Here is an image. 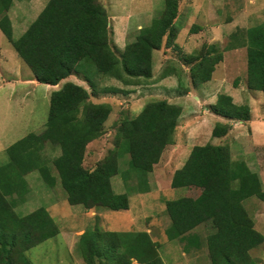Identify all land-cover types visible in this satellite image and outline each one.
Returning a JSON list of instances; mask_svg holds the SVG:
<instances>
[{
	"label": "trees",
	"instance_id": "trees-1",
	"mask_svg": "<svg viewBox=\"0 0 264 264\" xmlns=\"http://www.w3.org/2000/svg\"><path fill=\"white\" fill-rule=\"evenodd\" d=\"M13 1L0 0V30L28 66L32 78L56 85L79 74L90 89L66 81L53 90L45 130L39 136L30 132L9 145L8 160L0 164V264H32L26 251L55 236L59 228L45 207L22 215L15 207L28 198L25 176L29 172L38 171L50 188L55 184L44 152L46 144L60 149L51 162L69 204L119 211L129 208V198L126 193L113 191L110 178L118 172L121 154H128L133 170L146 176L165 147L173 143L182 109L166 99H154L118 126L117 147L103 162L92 170L82 164L86 145L101 134L111 112L108 102H93L91 96L123 92L112 85L97 88L96 79L107 76L130 85L137 83L134 79L150 77L153 50L162 43L167 48L177 47L173 20L178 0H164V8L153 24L141 28L119 56L111 46L106 9L98 0H48L17 38L12 36L7 14ZM255 33L246 43L231 42L225 48L246 46L247 87L264 91V33ZM211 50L213 46L185 55L184 62L190 64L196 87L210 80L222 60L220 53L210 55ZM208 108L231 120L250 118L248 106L233 103L228 94H218ZM224 124L215 126L212 136H225L230 125ZM145 182L138 180L141 191H147ZM170 185L184 188L185 193L165 202L170 223L165 229L168 237L179 239L183 251L198 248L200 237L195 229L205 223L210 229L206 245L211 264H254L249 250L262 243L264 235L253 227L243 201L250 197L264 200L263 183L256 171L244 160L232 159L228 145L208 142L191 147L185 162L174 171ZM90 232L83 231L80 239L81 253L88 264H94L95 258L99 264H164L158 243L146 230Z\"/></svg>",
	"mask_w": 264,
	"mask_h": 264
},
{
	"label": "rangeland",
	"instance_id": "rangeland-1",
	"mask_svg": "<svg viewBox=\"0 0 264 264\" xmlns=\"http://www.w3.org/2000/svg\"><path fill=\"white\" fill-rule=\"evenodd\" d=\"M19 1L29 5L28 1L31 0ZM98 1L106 9L111 46L117 56L127 43L136 39L141 28L153 24V19L164 8V0ZM31 2L35 6L31 8V13L34 14L42 3L40 0ZM177 6V14L173 20L177 47L167 48L162 43L159 49L153 50L150 77L134 79L138 80L137 83L130 85L107 76L96 79L97 88L112 85L123 89V92L91 96L93 102H108L111 112L103 122L101 134L86 145L82 164L84 168L92 170L96 164L103 162L113 148L117 147L118 126L135 116L145 103L154 99H166L182 109L173 143L165 147L159 161L146 176L133 170L128 154H121L118 172L110 178L113 191L126 193L129 198V208L119 211L95 206L85 209L81 204H69L57 169L51 162L52 158L60 154V149H52L46 144L44 152L49 159L55 184L50 188L38 171L29 172L25 176L29 184L28 198L15 207L20 215L45 207L59 228V233L55 236L26 251L32 264H88L82 256L80 246L81 234L85 230L91 231L90 233L95 230H146L150 232L152 240L158 243L164 264H211L206 245L210 229L205 223L195 229L200 237V246L188 251H183V243L179 239H171L165 233L170 224L165 202L185 193L184 188L171 187L172 175L182 166L191 147L196 144L210 142L228 145L231 158L242 159L249 168L257 171L264 188V125L259 127L264 120V91L250 90L247 87L246 46L243 44L232 51L225 48L231 42L246 43V40L255 36V31L264 33V0H178ZM25 7L21 8L26 9ZM7 14L16 20V14L14 17H11V12L7 11ZM33 18L26 19L25 25ZM211 27L214 29L209 30ZM201 30L203 31L200 32ZM16 37L15 30L13 38ZM210 46L214 47L210 55L220 53L222 60L216 64L210 80L197 88L192 83L190 64L184 62V58L187 54L208 50ZM2 53L0 164L8 160L6 148L9 145L30 132L39 136L45 130L53 90L60 88L66 81H72L90 91L87 81L79 74L70 75L56 85L38 81L30 83L25 80L31 74L30 69L13 47L5 43ZM91 71L88 73L94 72ZM8 74H13L16 78L7 80ZM196 94L200 97L208 95L209 102H216L218 94H228L233 103L248 106L250 118L239 121L221 115L217 117L209 110V104L201 103ZM224 123L230 125L225 136H212L214 127L223 126ZM252 126L254 131L260 128L261 132L252 133ZM141 178L146 181L144 184L147 191L139 189L138 180ZM243 205L252 219L253 227L264 235V200L250 197L243 201ZM249 255L254 264H264V241L251 248ZM94 264H99L96 258Z\"/></svg>",
	"mask_w": 264,
	"mask_h": 264
},
{
	"label": "crops",
	"instance_id": "crops-1",
	"mask_svg": "<svg viewBox=\"0 0 264 264\" xmlns=\"http://www.w3.org/2000/svg\"><path fill=\"white\" fill-rule=\"evenodd\" d=\"M32 1V0H31ZM31 1H28V2H30V4L29 5H27V3H21V1H19V0H14V2H13V5L10 7V9L8 10V13H10L11 12V17H14V14H16V20L14 19V18H10V20H11V25H12V36H13V34L15 33V30L17 31V37H19L24 31H25V29L28 27V25H29V23L38 15V13L42 10V8L45 6V4H46V2L48 1V0H40V2L42 3V5H41V7L39 8V10L37 11V12H35L34 14H32L31 12L33 11V10H31V8H33V7H35L34 6V4H32V2ZM27 5V7H25ZM15 7V8H14ZM21 7H25L26 9H23V8H21ZM32 17H34L28 24H27V26L25 25V20L27 19V20H29V19H31ZM214 29V27H211V28H209V30H213ZM218 30V29H217ZM203 30H201L200 32H202ZM16 37V38H17ZM8 42V43H7ZM7 44V46H11V43L7 40V38L5 37V35L2 33V31L0 30V58H2V59H4L3 58V53H2V48L4 49V44ZM235 49V48H234ZM234 49H230V50H228V51H232V50H234ZM17 54V53H16ZM18 55V54H17ZM223 61H224V59H223ZM227 66H228V62H227ZM8 79L7 80H9V79H15L16 78V76H14L13 74H8ZM26 79V81H30V83L32 82H34V81H36L35 79H33L32 78V75L30 74V75H28L27 77H25ZM209 81V80H208ZM46 85H48V84H46ZM199 86V85H198ZM198 86H197V88H198ZM186 92H188V91H186ZM199 97L200 98V102L201 103H205V104H210V103H213V102H215V100L214 101H212L211 100V102H209V99H210V97H208V95H203V97H200L199 95H197L196 94V97ZM197 97V98H198ZM216 99V98H215ZM215 115V114H214ZM217 116V115H216ZM218 117V116H217ZM252 121H254V120H252ZM262 123L263 124H255V126H259V127H261V126H263L264 125V120L262 121ZM260 128H256V130L254 131V128H253V126H252V129H251V132L252 133H255L256 131L257 132H261V130H259ZM215 144V143H214ZM3 164V163H2ZM257 172V171H256ZM170 183H171V181H170Z\"/></svg>",
	"mask_w": 264,
	"mask_h": 264
}]
</instances>
